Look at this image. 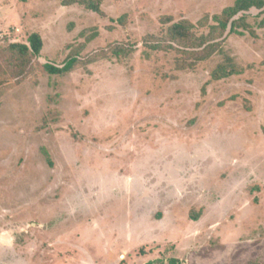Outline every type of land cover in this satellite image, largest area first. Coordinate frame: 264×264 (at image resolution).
Instances as JSON below:
<instances>
[{
  "label": "rangeland",
  "instance_id": "rangeland-1",
  "mask_svg": "<svg viewBox=\"0 0 264 264\" xmlns=\"http://www.w3.org/2000/svg\"><path fill=\"white\" fill-rule=\"evenodd\" d=\"M234 1L0 0V78L9 44L44 42L1 88L0 264H264V10L224 46L242 76L150 48L165 19ZM94 34L72 73H46Z\"/></svg>",
  "mask_w": 264,
  "mask_h": 264
},
{
  "label": "trees",
  "instance_id": "trees-1",
  "mask_svg": "<svg viewBox=\"0 0 264 264\" xmlns=\"http://www.w3.org/2000/svg\"><path fill=\"white\" fill-rule=\"evenodd\" d=\"M104 0H61L62 6L71 7L79 5L85 10L92 13L101 14L102 4ZM252 10L263 11L264 0H235L234 3L226 7L221 13L214 15H206L197 23L189 20H181L173 22L169 18L163 21L168 26L163 29V39L165 45L156 43L150 47L156 51L170 52V49L181 48L187 55L196 56L198 62L208 60L218 54L223 58V61L217 64L216 68L211 73L213 81H221L232 78L234 76H242L245 69L236 63L224 48L227 40L233 36H245L246 34L252 37H257L254 27L249 23V15ZM259 29H264V19L258 25ZM206 29L205 33L200 34V30ZM97 34L92 35L78 48L73 49V45H68L69 50L64 63L61 66L47 63L43 66L46 73L50 76L62 77L72 73L79 62V55L85 50ZM150 38H155L154 36ZM43 38L38 33H32L28 38V43H11L3 51L9 57L6 73L0 78V95L1 88L10 80L22 81L30 76L33 71L34 62L40 57L43 50ZM176 46V47H175ZM121 51H117L119 54ZM3 64V63H1ZM0 64V65H1ZM185 68L180 65L179 69ZM2 96V95H1ZM264 134V125L262 127ZM197 219V217H193ZM171 264H181L178 260H171Z\"/></svg>",
  "mask_w": 264,
  "mask_h": 264
}]
</instances>
